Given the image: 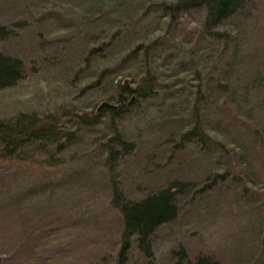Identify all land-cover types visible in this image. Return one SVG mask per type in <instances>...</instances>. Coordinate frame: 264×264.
I'll use <instances>...</instances> for the list:
<instances>
[{
  "label": "trees",
  "instance_id": "obj_1",
  "mask_svg": "<svg viewBox=\"0 0 264 264\" xmlns=\"http://www.w3.org/2000/svg\"><path fill=\"white\" fill-rule=\"evenodd\" d=\"M66 1L79 9V24L64 25L66 31L51 38L34 35V49L21 55H18L17 46L8 43V24L0 23V91L14 87L25 76L42 73L50 78L56 74L64 83L67 96H72L70 100L79 102L77 106L70 102L58 113L20 111L0 118V230L23 227L27 219L23 210L29 196H49L51 189L63 186L53 184L45 177L36 185L23 183L16 175L20 167L50 150L55 156H47L42 163L49 167L58 165L61 161L56 159H60L70 145L76 144L88 132L96 133L101 127L103 133L98 149L110 175L105 206L120 219L115 264L124 263L131 248L150 258L157 229L176 218L185 196L191 201L194 200L192 192L198 193L193 187L194 181L176 179L131 198L120 180L111 177L116 162L134 150V143L129 140L122 122L140 111L146 115L151 108L157 113L155 116L144 115V124L147 131L157 128L156 134L163 138L166 154L192 146L203 155H212V151L205 148L208 144H218L217 137L230 135L231 129L243 130L239 140L228 141L226 148L233 152L242 174H226L225 171L218 174L212 170L217 168V162H211V167L204 168L203 176L200 174L202 177L198 176L200 179L194 184L201 183V188L207 192L224 180L234 185L240 183L238 199H243L245 208L239 225L250 218L252 221L238 231H250L254 243L250 247L253 251L241 264H264V182H258L257 175L264 170V68H258L264 53L260 57L256 52L246 54L245 63L257 68L241 71L237 68L241 62L238 39L226 30L228 21L244 9L248 0H152L143 8V14L147 15L145 9L153 6V11L164 19V34L170 33V37L151 39L126 35L124 28L128 24L123 20L104 21L99 26L94 24V18L107 19L106 14L128 19L126 5L138 9L137 0ZM36 2L41 7L44 5L43 0ZM192 10L201 13L193 27L196 37L194 40L179 38L175 33L177 25L183 15ZM150 14L159 20L155 13ZM66 16L70 18V15ZM54 18V24L61 28L62 22L57 19L61 17ZM131 18L136 20L137 15H131ZM219 41L223 43L221 48ZM45 49L50 51L49 55L39 53ZM220 56H226L225 66L214 67V61ZM42 65L49 68L38 69ZM97 101H107L114 107L96 111ZM256 110L263 111L260 117H254ZM220 111L226 116L220 117ZM65 116L74 120L68 129L60 128V124L63 127L65 123L61 121ZM257 144L260 149L256 148ZM228 150H224L225 153H229ZM207 177H210V183L205 182ZM45 183L46 186H42ZM259 183L263 192L250 194L247 185ZM231 191L238 194L236 186ZM48 200L45 197L43 202L48 205L46 208L53 202ZM240 240L237 248L241 252L238 254L247 247L245 238ZM0 244L3 257L17 248L13 241L5 240ZM170 253L176 254L172 264H223L209 253H195L191 258L181 248Z\"/></svg>",
  "mask_w": 264,
  "mask_h": 264
},
{
  "label": "rangeland",
  "instance_id": "obj_2",
  "mask_svg": "<svg viewBox=\"0 0 264 264\" xmlns=\"http://www.w3.org/2000/svg\"><path fill=\"white\" fill-rule=\"evenodd\" d=\"M151 1L137 0L136 6L137 8L140 6L138 9L141 12L133 6L126 5L127 9L131 10L125 12L128 19L106 14L107 19L94 18V24L99 26L104 24V21L118 19L128 24L124 32L132 38L135 36L147 39L156 36L169 38L170 33L164 34L166 30L164 19L161 14L153 11V6L145 9L148 10L147 15L143 14V8L149 6ZM43 2L44 5L41 7L36 0H0V23L8 24L6 25L9 29L8 43L17 46L18 55L34 49V35L51 38L63 34L66 31L64 25L79 24L80 11L76 6H71L66 0ZM150 13H155L159 20ZM187 13L181 18L175 33L179 38L194 40L196 34L193 27L201 13L195 10ZM135 14L137 19L131 20V15L134 17ZM66 15H70V18L68 19ZM54 17H61L57 18L60 23L62 22L61 28L54 24V21L56 22ZM226 26L228 33L238 39L240 48L238 55L241 62L237 64V68H241V71L245 68H257L245 63L247 61L245 55L256 52L260 57V54L264 53V0H248L244 9L230 19ZM222 45V41H219V48ZM47 51L45 49L39 53L49 55L50 51L49 53ZM260 59L263 61L258 68H264V55ZM226 62V56H220L213 65L222 68ZM41 68L49 67L38 66V69ZM41 74L25 76L14 87L0 91V118L20 111L53 114L66 108L70 102L74 106L79 104L73 98L70 100L72 96H67V89L57 78L58 75L52 74L48 78ZM80 103L83 104L81 101ZM98 103L97 101L96 105ZM152 111L153 109H148L146 115L140 111L122 122L129 140L134 143V150L116 162L111 177L120 180V184L129 190V197L136 198L176 179L195 182L200 179L198 177L200 174L203 176L204 168L211 167V162H217V168L212 170L218 174L224 171L226 174H242L241 168L236 165L233 152L226 148L229 146L228 141L239 140L243 130L231 129L230 135L217 137L218 144H208L209 146L205 148L212 151V155H203L192 146L166 154L163 138H158L156 134L157 128L147 131L144 124V115L155 116L157 113ZM256 111L253 112L254 117H260L263 111ZM223 116L226 115L220 111V117ZM231 120H234L232 116ZM61 121H65L63 127L62 123L60 124L62 129H68L71 127L70 123L74 122L73 119L69 120L68 116ZM235 122L241 126L239 121ZM96 130L94 134L88 132L82 135L76 144L70 145L61 154V158L56 159L61 161L58 165L49 167L42 163L47 156H55L50 150L35 156L28 165L20 167L16 175L23 183L36 185L43 182L45 177L44 179H49L51 183L63 186L51 189L49 196L45 194L29 196L25 200L27 210H23L26 212L24 218L27 217L23 227L0 230V243L8 240L17 245L16 250L10 255L5 257L0 255V264H115L120 219L110 207L105 206L110 175L103 166L102 155L98 149L102 128L98 127ZM245 137L243 138L248 140V137ZM256 148L260 149L258 144ZM223 149L229 153H225ZM201 151L204 152L203 149ZM257 175L260 180L258 182H264V170ZM209 179L210 177H207L205 182L210 183ZM194 182L193 187L198 190V193L192 192L194 200L190 201V197L185 196L176 218L160 226L155 232L151 243V257L146 258L131 248L122 264H172L176 254L173 256L170 251L179 248L183 249L186 255L189 253V258L195 253H209L223 264H241L244 258H248L253 251L250 248L252 244L254 246L253 234L250 231L241 233L238 228L250 223L252 219L239 225L240 215L245 208L242 204L243 199H238L240 183L234 185L229 184L231 181L224 180L222 184L213 185L205 192L201 188V183ZM42 186H46V183ZM234 186L237 187V195L231 191ZM247 187L250 194L263 192L260 183L257 186L248 184ZM45 197L49 198L48 202L53 201L49 203L48 208H46L48 205L45 206L43 203ZM72 222L75 223L73 226L70 225ZM239 238H245L247 246L244 247L242 254H238L241 250L237 245L242 242Z\"/></svg>",
  "mask_w": 264,
  "mask_h": 264
},
{
  "label": "water",
  "instance_id": "obj_3",
  "mask_svg": "<svg viewBox=\"0 0 264 264\" xmlns=\"http://www.w3.org/2000/svg\"><path fill=\"white\" fill-rule=\"evenodd\" d=\"M132 100V98H130V101ZM114 105L107 102V101H102L100 102L97 107H96V111H99V110H102V109H105V108H113Z\"/></svg>",
  "mask_w": 264,
  "mask_h": 264
}]
</instances>
